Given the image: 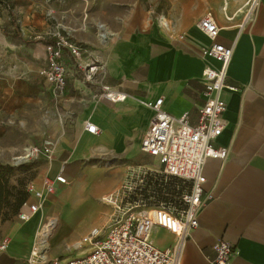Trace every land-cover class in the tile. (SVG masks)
I'll return each mask as SVG.
<instances>
[{
	"label": "crops",
	"instance_id": "0c3cea01",
	"mask_svg": "<svg viewBox=\"0 0 264 264\" xmlns=\"http://www.w3.org/2000/svg\"><path fill=\"white\" fill-rule=\"evenodd\" d=\"M142 1L145 9H140L131 30L112 33L106 25H98L95 41L106 51L100 58L97 51L90 49L101 64L92 79L85 77V71L74 65L64 49L67 83L59 100L43 80L54 106L61 109L55 111L61 135L55 140L52 166L32 184L40 190L44 177L54 178L61 173L66 183L56 184V192L46 198V204L61 203L59 213L66 211L77 222L95 211L96 199L101 196L102 201L104 193L110 194L122 184L126 168L144 166L157 171L160 167L157 159L140 150L141 138L153 112L137 99L162 96L163 109L168 113L180 116L188 112L190 121L197 120L205 101L202 69L207 62L218 65L203 56L202 47L210 39L196 25L205 13H210L219 27L217 41L233 45L226 83L235 89L222 91L227 104L223 114L226 125L216 139L217 144L228 147L229 154L225 159L208 158L204 164V188L214 198L199 213L198 227L183 246L180 264H209L215 258L211 245L218 240L234 248L228 264H264V0H257L254 17L241 30L238 25L248 0ZM159 16L168 22L170 32L158 24ZM60 31L86 46L80 33ZM26 39L22 41L29 43ZM38 57L40 69L45 64L43 47ZM101 84L121 92L125 99L113 102L95 96ZM88 120L98 126L97 133L85 130L84 123ZM69 131H73L70 138L66 134ZM63 143L73 147V156L109 157L126 163L125 169L121 165L114 171H105L104 166H94L90 168L88 183L76 182L72 187H64L68 179L63 173L64 163L55 166L64 150ZM52 196L55 198L49 199ZM28 201L35 199L30 196ZM47 206L27 222L16 217L0 223V240L10 239L8 248L0 252V264H25L35 236L42 229L50 230L51 236L54 218L34 236ZM105 207V213L96 212L92 228L102 229L108 223L112 210ZM196 242L201 243V249L196 247ZM85 251L81 250L79 255Z\"/></svg>",
	"mask_w": 264,
	"mask_h": 264
},
{
	"label": "built area",
	"instance_id": "2783aa9c",
	"mask_svg": "<svg viewBox=\"0 0 264 264\" xmlns=\"http://www.w3.org/2000/svg\"><path fill=\"white\" fill-rule=\"evenodd\" d=\"M257 0H248L238 25L241 30L254 17ZM229 17L228 19H231ZM158 24L167 32L170 25L163 16ZM210 43L202 47L206 59L216 61L205 63L201 79L204 84L205 101L199 108L198 118L190 121L188 112L175 116L163 109V97L137 99L153 112L141 142L140 150L155 157L160 165L157 171L144 166H130L122 184L104 196V203L111 208L108 223L102 229L92 228L73 244V249H86L75 258L64 260L48 259L45 244L36 235L25 264H180L185 242L198 227V215L213 200L211 191H206L203 167L208 158L225 159L228 147L217 144L226 120L223 114L227 108L222 95L225 88L235 87L226 83L227 67L231 61L233 45L217 41L219 27L210 13H205L196 23ZM54 40L44 45L45 64L39 75L49 85L56 100L64 94L68 69L64 62V49L74 65L85 71L89 80L100 67L99 58L84 44L73 41L60 30L52 33ZM95 96H103L110 101H121L125 95L107 84H101ZM87 132L95 134L98 126L85 121ZM56 142L44 139L38 145H30L15 157L16 165L43 155L51 161L56 154ZM63 175L54 178L46 176L42 188L36 189L32 183L26 185L29 196L35 202L27 201L16 215L21 222H27L38 214L46 198L55 194L56 184H65ZM165 186L169 191L159 196L156 188ZM170 237L167 238L166 235ZM10 243L8 237L0 240V252ZM196 247L201 249L200 242ZM215 258L209 264H228L234 255L231 244L218 240L211 245Z\"/></svg>",
	"mask_w": 264,
	"mask_h": 264
},
{
	"label": "rangeland",
	"instance_id": "374dc122",
	"mask_svg": "<svg viewBox=\"0 0 264 264\" xmlns=\"http://www.w3.org/2000/svg\"><path fill=\"white\" fill-rule=\"evenodd\" d=\"M140 9H145V2L142 0H0V27L5 26L7 29L6 33L0 30V163L13 167L11 186L22 189L40 178L52 166V162L43 155L19 165L15 164V157L27 146L38 145L44 139L55 141L61 135L55 122L58 117L55 111L60 112L61 109L54 106L39 75L41 63L38 53L44 46L42 41L35 40L44 39L58 29L80 33L88 49L97 51L101 58L106 48L97 45L95 41L98 25H106L112 33L127 32L138 20ZM11 16L15 17L22 38L30 37L32 41L24 43L22 38L13 35ZM66 122L71 124L69 120ZM66 134L70 138L73 131ZM63 149L55 166L57 168L64 163L63 173L68 178L64 187H72L76 182L88 183L90 168L94 166H104L105 171H114L121 165L125 169L126 163L123 161L109 157L73 156V147L65 143ZM100 197L95 200V211L77 222L72 221L70 213H59L61 203L47 206L45 201L44 205L47 207L43 212L44 220L35 230L34 236L42 225L50 222L49 219H56L51 233L54 239L50 240L51 236L46 239L45 254L48 259L64 260L80 256L83 249L74 250L73 244L95 226L91 224L97 217L96 212L107 211L106 204ZM54 198L52 196L49 199ZM8 212H0V223L16 219V216H11ZM48 241L51 247H47Z\"/></svg>",
	"mask_w": 264,
	"mask_h": 264
},
{
	"label": "trees",
	"instance_id": "16d2710c",
	"mask_svg": "<svg viewBox=\"0 0 264 264\" xmlns=\"http://www.w3.org/2000/svg\"><path fill=\"white\" fill-rule=\"evenodd\" d=\"M11 24L13 25V35L22 38L21 36V29L15 22V17L11 16ZM4 33L7 32L5 26L0 27ZM54 40L53 36L50 35L44 39H37L35 41H42L45 44L50 43ZM26 41H32L31 38H27ZM13 167L10 165H5L0 163V212L4 210H8L11 216H16L22 206L28 201L29 194L26 191V185L19 189L15 186L10 185V179L12 176ZM156 191L160 196L162 192L169 191V187L165 186L164 188L157 187ZM5 216L7 213L5 212Z\"/></svg>",
	"mask_w": 264,
	"mask_h": 264
},
{
	"label": "bare ground",
	"instance_id": "6f19581e",
	"mask_svg": "<svg viewBox=\"0 0 264 264\" xmlns=\"http://www.w3.org/2000/svg\"><path fill=\"white\" fill-rule=\"evenodd\" d=\"M242 12V11H241ZM100 35V34H99ZM100 37V36H99ZM21 158H19V159H16V161H19ZM34 217V216H33ZM32 217V218H33ZM32 218H30V220L32 219ZM39 233H41V235L39 234ZM37 235L39 236V238H40V240H42V242H46V239H47V237L49 236V231L48 230H45V229H42L40 232H39ZM48 245H47V247L49 246V247H51V244L49 243V241H48V243H47Z\"/></svg>",
	"mask_w": 264,
	"mask_h": 264
}]
</instances>
